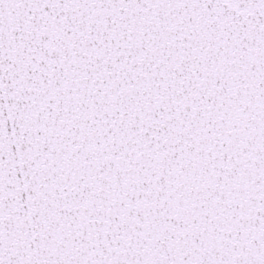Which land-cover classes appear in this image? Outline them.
<instances>
[{
	"label": "snow or ice",
	"instance_id": "obj_1",
	"mask_svg": "<svg viewBox=\"0 0 264 264\" xmlns=\"http://www.w3.org/2000/svg\"><path fill=\"white\" fill-rule=\"evenodd\" d=\"M0 264H264V0H0Z\"/></svg>",
	"mask_w": 264,
	"mask_h": 264
}]
</instances>
